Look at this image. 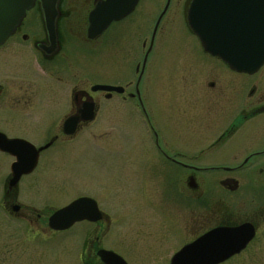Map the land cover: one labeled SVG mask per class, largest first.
Masks as SVG:
<instances>
[{
    "label": "flooded vegetation",
    "instance_id": "flooded-vegetation-1",
    "mask_svg": "<svg viewBox=\"0 0 264 264\" xmlns=\"http://www.w3.org/2000/svg\"><path fill=\"white\" fill-rule=\"evenodd\" d=\"M22 2L25 5V1ZM102 2L105 1L32 0L24 8L14 30L0 43V135L10 140H24L38 151L34 170L21 175L14 184L11 183L14 179L13 164L27 161L32 154L20 147L17 154L0 149V154L10 163L4 186L6 210L29 219L25 212L27 208L18 201L20 183L37 171L44 157H53L58 142L73 141L81 133L90 131L104 109L102 100L113 101L118 108L127 107L132 119L136 115L140 116L145 126L147 144L157 153L152 163H140V169L137 170H141V174L130 182L133 196L141 202L139 205L144 203L146 211H153L154 208L161 210L170 194L180 206L184 200H189L190 206H193L190 211L194 226L209 227L190 242L215 228L251 226L255 236L245 251L264 227V65L253 74L236 71L215 56L203 40L223 37L225 27L230 29V34H242L244 0L221 1L218 6L210 1H198L194 30L188 22L193 0H138L130 14L112 22L101 35L90 39V14ZM0 13H3L2 9ZM126 20L142 34L141 47L132 44L128 48L129 55L134 56L129 58V78L124 79L123 83H96L120 87L122 91H92L96 84L89 91L87 87H72L68 75H62V71L66 74L67 70L58 71L56 60L66 56L74 46L86 48V44L105 38L113 25ZM50 23L54 24V32L50 30ZM177 25L181 26L187 38L191 37L194 47L187 50L197 56L193 66V85L177 88V111L190 114L182 101L186 89L189 95H194V105L189 110L193 111L197 104L201 106L208 113L206 122L211 125L203 130L193 129L194 133L190 135L192 142L195 139L190 144L192 151L180 149L177 143L169 140L166 132H163L165 130L157 129L154 122L156 113L167 117L166 111L174 106L171 104L174 102L163 96H156L155 103L152 102L148 98V94L152 93L151 84L145 81L156 38L164 35V29L170 31ZM117 34L121 35L120 32ZM137 55L141 56L138 60L135 59ZM98 93L102 96L97 97ZM89 105L93 108L94 117L85 120L82 116ZM71 118H77L76 127L74 133L68 134L65 124ZM173 129L178 130L177 138H181L183 134H179L180 129ZM24 132L43 134L46 137L36 145L19 136ZM96 147L97 151L104 153L103 146ZM185 163L213 165L199 168ZM208 171L212 173L211 176H201ZM92 188L96 189L95 192L77 193L61 208L80 198H89L96 203L100 218L76 221L65 230H54L49 226V219L59 208L46 220L37 214L36 232L51 235L70 232L85 224L92 225L96 228V237H87L91 249L83 261L89 264L92 258V264H104L97 254L99 250L105 249L102 241L107 216L103 209V186L100 183L92 185ZM218 196L224 198L221 197L216 203L217 209L214 208V212L208 214V208H200L210 199L217 200ZM241 198H244V214L232 208L233 203L237 206L242 202ZM222 205L223 208H220ZM182 209L183 212L184 207ZM200 210L204 213H200ZM163 211H160L161 215ZM43 221L45 224H40Z\"/></svg>",
    "mask_w": 264,
    "mask_h": 264
},
{
    "label": "rangeland",
    "instance_id": "rangeland-1",
    "mask_svg": "<svg viewBox=\"0 0 264 264\" xmlns=\"http://www.w3.org/2000/svg\"><path fill=\"white\" fill-rule=\"evenodd\" d=\"M135 30L129 20L113 25L105 38L86 44V48L74 46L77 49L59 57L56 60L58 71L66 69V74L62 71V75H68L72 87H87L88 91L96 83H123L130 74L129 58L134 57L129 55L128 48L132 44L141 47L142 34ZM190 38L184 35L179 25L170 31L164 29V35L156 38L145 77V81L151 84L152 93L148 94V98L152 102L155 103L156 96L167 97L174 102L171 103L174 106L166 111L167 117L154 114L157 129L165 130L163 132L169 140L187 151L193 150L190 146L195 142L190 136L194 133L193 129L203 130L210 125L206 122L208 113L201 106L197 104L193 111L189 110L194 105V95L191 93L190 96L186 89L182 101L190 114L187 111L186 114L179 113L176 108L177 88L191 86L193 82L197 56L187 50L194 47ZM137 58L141 56H135ZM117 68L120 71L116 74ZM96 96L101 97L102 94ZM102 101L104 109L90 131L81 133L73 141L58 142L53 157H44L37 171L20 183L18 201L27 208L25 212L29 219L6 210L4 186L10 163L0 154V264H85L83 259L91 249L87 237L94 239L96 228L85 224L70 232L51 235L36 232L37 214L46 220L77 193L95 192L92 185L100 183L104 193L103 209L107 216L103 227V248L118 253L128 264H170V259L181 247L209 228L195 227L190 201L184 200L180 206L171 194L161 210L154 208L148 212L144 203L139 205L141 202L133 196L130 182L141 174V170H137L140 163H152L157 153L147 144L145 126L139 115L132 119L127 107L118 108L113 101ZM173 122L176 124L173 125ZM173 127L180 129L181 138H177L178 130ZM19 136L36 145L46 137L25 132ZM97 145L103 146V154L96 150ZM185 164H194L199 168L213 165ZM211 175L210 171L201 174L206 177ZM221 197L210 199L200 208H208L207 213L211 214ZM232 208L244 214V198L237 206L233 203ZM162 209L164 213L161 215ZM200 213H204L203 210ZM87 260L90 262V258ZM91 260L89 264L94 263ZM222 264H264V227L245 251Z\"/></svg>",
    "mask_w": 264,
    "mask_h": 264
},
{
    "label": "water",
    "instance_id": "water-1",
    "mask_svg": "<svg viewBox=\"0 0 264 264\" xmlns=\"http://www.w3.org/2000/svg\"><path fill=\"white\" fill-rule=\"evenodd\" d=\"M22 1H25V5ZM31 1L0 0V9L3 10V13H0V43L14 30L24 13V8L26 9ZM104 1L98 4L90 14L88 29L90 39L101 35L113 21H118L130 14L138 0ZM198 1H210L211 4L218 6L221 1L237 0H193L188 13V22L193 30L196 27L195 10ZM217 22L220 21L217 20ZM49 26L51 32H54V24L50 23ZM225 28L223 37L203 38L204 42L209 45L208 49L236 71L248 74L257 72L264 65V0H244V30L242 34L240 32L230 34V29ZM98 90L122 91V88L107 85L92 87V91ZM82 117L85 120L93 119L94 112L91 105L88 106ZM76 121L77 118H71L66 122L65 131L68 134L74 133ZM19 147L29 151L32 155L28 157L27 161L21 160V162L13 164L14 179L11 183L14 184L18 182L21 175L29 174L34 170L37 165L38 151L24 140H10L4 135H0L1 150L17 154ZM70 208L74 210L67 211ZM98 218L100 215L97 213L96 203L89 198H80L71 205L53 213L49 219V226L54 230H65L76 221L84 219L94 221ZM254 236L255 231L251 226L215 228L183 246L172 256L170 264H222L240 254ZM97 254L104 264H128L123 257L111 250L101 249Z\"/></svg>",
    "mask_w": 264,
    "mask_h": 264
},
{
    "label": "snow or ice",
    "instance_id": "snow-or-ice-1",
    "mask_svg": "<svg viewBox=\"0 0 264 264\" xmlns=\"http://www.w3.org/2000/svg\"><path fill=\"white\" fill-rule=\"evenodd\" d=\"M74 209H72V208H70V209H67V211H69V212H71V211H73Z\"/></svg>",
    "mask_w": 264,
    "mask_h": 264
}]
</instances>
